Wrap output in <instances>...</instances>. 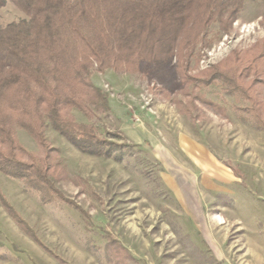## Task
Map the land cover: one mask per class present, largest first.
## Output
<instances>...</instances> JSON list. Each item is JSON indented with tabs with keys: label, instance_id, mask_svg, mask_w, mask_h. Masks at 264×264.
<instances>
[{
	"label": "rangeland",
	"instance_id": "374dc122",
	"mask_svg": "<svg viewBox=\"0 0 264 264\" xmlns=\"http://www.w3.org/2000/svg\"><path fill=\"white\" fill-rule=\"evenodd\" d=\"M21 20L28 18L12 4L0 8V27ZM187 39L158 75L99 72L91 59L90 82L109 110L89 106L86 116L73 107L62 115L135 145V153L120 162L85 155L47 126V147L58 151L48 179L89 218L65 204L40 203L0 173V192L45 247L0 206V264H121L105 257L110 239L126 250L124 264H264V130L240 118L249 106L242 97L224 84L202 83L232 54L243 59L264 43V0H245L234 16H214L191 44ZM254 93L264 114V83ZM15 136L27 153L45 155L27 131Z\"/></svg>",
	"mask_w": 264,
	"mask_h": 264
},
{
	"label": "trees",
	"instance_id": "16d2710c",
	"mask_svg": "<svg viewBox=\"0 0 264 264\" xmlns=\"http://www.w3.org/2000/svg\"><path fill=\"white\" fill-rule=\"evenodd\" d=\"M245 0H0L12 4L28 20L0 27V173L38 194L40 203L70 206L48 177L57 168L47 147V126L79 152L120 162L136 148L123 141L101 137L90 125L77 124L62 112L77 108L86 116L89 106L109 110L106 96L90 82L91 59L99 72L111 68L124 72L165 70L179 40L188 44L204 27L225 12L228 18ZM191 42V43H190ZM263 44V45H262ZM245 58L235 54L205 73L202 83H221L228 93L249 103L240 118L264 130L261 99L254 93L264 83V43ZM218 113L223 109L201 99ZM243 111L245 114H243ZM23 129L43 148L44 156L29 154L18 143L15 131ZM54 157V158H53ZM0 206L28 238L45 250L28 223L0 192ZM105 257L124 264L126 250L110 239Z\"/></svg>",
	"mask_w": 264,
	"mask_h": 264
}]
</instances>
